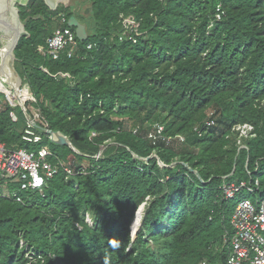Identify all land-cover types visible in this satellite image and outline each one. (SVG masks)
Wrapping results in <instances>:
<instances>
[{"label": "trees", "instance_id": "obj_1", "mask_svg": "<svg viewBox=\"0 0 264 264\" xmlns=\"http://www.w3.org/2000/svg\"><path fill=\"white\" fill-rule=\"evenodd\" d=\"M39 12H21L14 67L75 149L46 140L52 162L74 165L0 196V264H226L223 185L257 180L264 195V0H90L87 38L57 60L37 47L75 28L27 20ZM9 111L0 93V142L24 147ZM154 123L184 141L149 140Z\"/></svg>", "mask_w": 264, "mask_h": 264}, {"label": "built area", "instance_id": "obj_2", "mask_svg": "<svg viewBox=\"0 0 264 264\" xmlns=\"http://www.w3.org/2000/svg\"><path fill=\"white\" fill-rule=\"evenodd\" d=\"M216 18L219 19L220 14ZM76 48L75 32L69 28H57L46 38L43 45L37 47V52L57 60L62 54L70 57ZM0 93L4 94V100L10 107L11 120L17 121L18 107L25 121L20 136L24 147L9 148L0 142V196L21 201V194L26 191L41 192L46 181L56 174L59 167L71 174L74 161L52 162L56 156L47 143L50 137L46 131L49 126L40 110L33 107L32 103L36 99L27 84L22 83L15 92L8 88L5 79L0 75ZM206 124L212 125L213 120H208ZM235 130L238 132L237 144L242 148V139L253 136V127L244 123L236 126ZM146 137L153 142L162 140L166 144L184 141L182 135L164 136L163 126L158 123L151 126ZM95 157L98 158L99 154ZM258 185L257 180L253 185L246 181L223 185L225 198L234 199L241 192L253 197L257 195L253 199L243 197L234 206L230 217L231 234L223 240L228 250L226 264H264V195L258 194L255 189Z\"/></svg>", "mask_w": 264, "mask_h": 264}, {"label": "water", "instance_id": "obj_3", "mask_svg": "<svg viewBox=\"0 0 264 264\" xmlns=\"http://www.w3.org/2000/svg\"><path fill=\"white\" fill-rule=\"evenodd\" d=\"M28 1L29 0H0V75L4 77L8 88L14 89L15 92H17L22 81L14 67L13 50L18 40L22 36L27 35L25 27L19 18V7L25 6ZM45 2L48 4L49 0H45ZM49 6L52 9L55 8L54 5L52 6L49 4ZM70 25L74 26L75 35L79 40H85L87 38L84 25L78 22H74ZM46 133L49 135V141L51 143L75 150L69 138L62 132L48 129ZM141 210L142 207L138 210L136 215L140 213ZM137 229L138 228H132L133 234Z\"/></svg>", "mask_w": 264, "mask_h": 264}, {"label": "flooded vegetation", "instance_id": "obj_4", "mask_svg": "<svg viewBox=\"0 0 264 264\" xmlns=\"http://www.w3.org/2000/svg\"><path fill=\"white\" fill-rule=\"evenodd\" d=\"M50 5H54L55 8H50ZM28 5H38L40 12L35 15L27 17L32 19H40L43 21L57 22L59 19L62 22L72 24L78 22L85 26V18L88 17L90 11V0H49L47 4L45 0H29L27 4L23 7H19V18L23 25L25 26V21L21 17V12Z\"/></svg>", "mask_w": 264, "mask_h": 264}, {"label": "rangeland", "instance_id": "obj_5", "mask_svg": "<svg viewBox=\"0 0 264 264\" xmlns=\"http://www.w3.org/2000/svg\"><path fill=\"white\" fill-rule=\"evenodd\" d=\"M4 95V94H3ZM34 107V106H33ZM16 112H17V115L20 117V116H22L23 114H22V111L20 110V108H16ZM23 117V116H22ZM49 147L51 148V144H49ZM52 149V148H51ZM257 196V195H256ZM256 196H252V195H248V194H245V193H240V194H238L237 195V197L234 199V200H232L231 201V209H230V217H231V214H232V212H233V209H234V206L236 205V203L241 199V198H243V197H248V198H250V199H253V198H255ZM233 205V206H232ZM233 207V208H232Z\"/></svg>", "mask_w": 264, "mask_h": 264}, {"label": "bare ground", "instance_id": "obj_6", "mask_svg": "<svg viewBox=\"0 0 264 264\" xmlns=\"http://www.w3.org/2000/svg\"><path fill=\"white\" fill-rule=\"evenodd\" d=\"M140 213H141V211H140ZM140 213H138V214L136 215V218H135V220L133 221V222H134V223H133V226H132L133 229L139 227V223L141 222V221H140V216H141ZM132 228H131V229H132Z\"/></svg>", "mask_w": 264, "mask_h": 264}, {"label": "crops", "instance_id": "obj_7", "mask_svg": "<svg viewBox=\"0 0 264 264\" xmlns=\"http://www.w3.org/2000/svg\"><path fill=\"white\" fill-rule=\"evenodd\" d=\"M3 77V76H2ZM4 78V77H3Z\"/></svg>", "mask_w": 264, "mask_h": 264}]
</instances>
